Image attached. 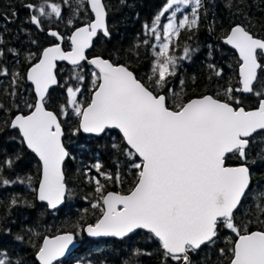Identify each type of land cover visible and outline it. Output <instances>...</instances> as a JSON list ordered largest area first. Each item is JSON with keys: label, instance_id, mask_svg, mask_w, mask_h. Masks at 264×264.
<instances>
[{"label": "snow or ice", "instance_id": "6c2138e0", "mask_svg": "<svg viewBox=\"0 0 264 264\" xmlns=\"http://www.w3.org/2000/svg\"><path fill=\"white\" fill-rule=\"evenodd\" d=\"M82 5H87L93 16L82 26H75L71 19L67 21L73 25L68 37L71 50L65 51L58 42L43 49L39 57L31 53L25 58L29 62L26 72L12 71L3 63L6 52L17 58L21 52L6 49L0 37V78H7L8 84V102H0V135L15 130L10 139L19 140L39 158L41 180L34 189L35 199L50 209L65 202L69 189L64 164L70 153L64 143L62 119L71 121L75 117V126L69 129L71 135L99 137L112 130L120 135V141L111 144L117 156V172H101L102 164L96 162L92 167L99 176L122 184L119 156L124 157L130 171L135 170V183L127 194L105 192L100 179L89 178L99 194L91 207L99 209L102 216L83 229L88 236L125 240L137 230H146V238L158 242L155 246L159 249V264H264V229L250 228L252 216L256 223L264 225V203L255 204L256 212L249 207L250 201L256 199L252 166L264 163V39L242 24L233 26L224 43L238 53L240 86L225 87L217 94L223 99L203 95L185 101L182 91L170 87V78L177 75L178 60H190L194 50L185 46L181 57L170 54L173 38L178 40L181 30L193 34L199 30L201 9L207 10V0H166L152 22L142 25L147 37L142 43L151 47L154 57L145 77H138L129 65L115 63L103 55L91 59L85 55L98 36L105 40L112 37L102 0H78L76 9L73 0H45L39 5L29 2L25 7L30 22L43 31L42 18L62 21L66 9L83 11ZM226 6L233 7L231 0ZM184 9H190V15L178 19L177 13ZM166 13L170 14L165 16ZM15 15L13 12L12 17ZM162 17L167 19L163 26ZM48 34L57 41L65 39L55 30ZM152 40L159 44L151 45ZM57 61L72 65L69 80L75 86L60 84ZM84 62L92 66L87 85ZM208 67L216 77L223 76L214 64ZM25 81L32 86L31 100L20 95ZM178 83L184 85L183 80ZM56 85L65 87L66 94V103L59 105L58 113L49 110L50 89ZM85 92L90 93L87 104L83 100ZM245 94L258 99L254 110L242 106ZM232 159L242 163L232 166L228 163ZM13 165L12 159L0 161V186L25 183L23 179L4 177V167ZM20 203L33 206L17 198L10 201L13 207ZM229 233L230 247L217 248L218 241ZM75 238L71 232L44 237L36 247L35 259L39 264H55ZM15 239L24 242L21 235ZM213 251L215 257L211 255ZM135 252L136 257L124 264H137L139 257L154 255L152 251ZM0 264H23V260L13 261L0 248ZM139 264L144 262L139 260Z\"/></svg>", "mask_w": 264, "mask_h": 264}, {"label": "trees", "instance_id": "16d2710c", "mask_svg": "<svg viewBox=\"0 0 264 264\" xmlns=\"http://www.w3.org/2000/svg\"><path fill=\"white\" fill-rule=\"evenodd\" d=\"M39 5L45 0H0V37L4 40V47L10 50L21 52L20 57L5 54L3 63L12 71L26 72L29 62L25 59L31 53L40 52L56 44V41L47 36L50 30L58 31L65 37L63 49L70 50L68 37L73 32V25L67 23L73 20L75 26H82L89 21L91 14L87 5H82L83 11H67L62 21L46 20L42 23L44 30H37L30 22L29 10L25 7L27 3ZM47 2L60 3V0H47ZM78 0H73V8H77ZM229 0H207V10L201 9L199 30L193 34L183 30L178 40L173 41L170 54L176 57L183 55L185 46L194 51L190 60H178L177 75L170 78V87L176 92H183V99L199 98L203 95H212L215 98L223 99L224 88L231 86L239 87L238 68L239 61L236 54L223 45L225 35L230 29L242 24L254 33L258 38L264 39V0H231L233 7L226 4ZM108 14V24L112 37L105 40L100 37L95 41L88 58L103 55L118 64H127L138 77H145L149 72L150 64L154 57L150 46L143 45L147 37L143 34L142 25L151 23L155 15L165 5L166 0H103ZM240 7L237 8L236 5ZM16 15L13 18L12 13ZM8 17L9 19H5ZM10 20V22H9ZM36 43L33 44L32 41ZM136 45H140L139 48ZM154 46V40L151 41ZM34 62V61H32ZM214 64L217 69L223 71V76L216 77L213 70L208 67ZM85 84H88L90 69L84 64ZM71 68L61 65L57 68V79L61 85L67 86L65 82L75 86L74 81L69 80ZM193 78H195L193 80ZM179 80L184 81L181 87ZM65 87L58 85L50 91L51 100L49 110L58 113L59 105L66 103ZM0 102H8L7 78H0ZM20 95L31 100L33 92L27 81L20 86ZM237 95H240L237 93ZM90 93L83 94L84 103L87 104ZM15 99V98H14ZM256 97L244 98L243 105L246 110H253L257 107ZM23 108V105H21ZM12 115H15V110ZM76 118L71 121L62 119V126L65 129L64 143L70 153V158L64 166L65 182L69 189L65 205L56 212H49L45 205L37 203L36 192L40 180V164L37 159L29 153L19 140L10 139L15 135V130H9L0 135V161L12 159V168L4 167L3 175L9 180H25L24 184L13 183L9 186H0V248L5 249L7 255L13 260H23V264H37L35 261L36 247L42 243L44 237H53L65 233H73L80 243V247L67 260L57 264H124V261L136 257L135 250L152 251V257H139L144 264H159V249L154 240L147 239L148 234L138 232L133 236L118 242L114 240H87L82 234L85 226L94 225L102 216L99 209L91 207L92 203L99 199L95 193L94 183L89 178L96 176L105 185V192H120L127 194L134 186L135 170H129L128 163L123 156H119V172L123 178L122 184L106 181L96 173L92 167L99 162L102 164L101 172H117L116 158L111 144L120 141L117 132H109L101 138H92L79 135H71L69 129L75 126ZM19 154V159H16ZM236 166L241 161L232 159L228 161ZM253 182L255 187L253 193L256 196L250 201L249 207L256 212L255 204L264 203V163L258 162L253 165ZM27 178H30V183ZM17 198L18 201H27L32 207L20 203L18 206H11L10 201ZM252 216V213H250ZM250 225L251 230L264 229V225L256 223L254 216ZM8 230H11L9 233ZM35 233L36 235H33ZM78 233V234H77ZM16 235L24 237V242L17 241ZM231 233L227 238L217 243V248L230 247ZM224 236V233H221ZM31 240V243L28 241ZM215 257V252L211 253ZM219 264V262H217Z\"/></svg>", "mask_w": 264, "mask_h": 264}, {"label": "water", "instance_id": "95a60500", "mask_svg": "<svg viewBox=\"0 0 264 264\" xmlns=\"http://www.w3.org/2000/svg\"><path fill=\"white\" fill-rule=\"evenodd\" d=\"M102 2H103V0H102ZM87 8H88V6H87ZM89 13L91 14V16H93V14L89 11ZM107 20H108V15H107ZM35 28H36V26L35 25H33ZM37 29V28H36ZM38 30V29H37ZM39 31H41V30H39ZM47 36L49 37V38H52V39H55V38H53V37H51L49 34H48V32H47ZM99 37V36H98ZM98 37L94 40V42H93V44L95 43V41L98 39ZM56 40V39H55ZM69 41V40H68ZM56 42L58 43H60L61 44V47L63 48V43H64V40L63 41H57L56 40ZM223 45H225L228 49H230L231 51H233L235 54H236V56H237V58H238V53L234 50V49H232L231 48V46L230 45H227V44H225L224 43V40H223ZM69 46H70V42H69ZM51 47V46H50ZM70 50H71V47H70ZM69 50V51H70ZM92 50V48H90V49H88V50H86V53H85V55L88 57V55H89V53H90V51ZM89 59H91V58H89ZM238 61H239V58H238ZM240 63V62H239ZM84 64L91 70V65H88L86 62H84ZM61 65H64V66H67V67H69V68H72V65H70L67 61H57V68H58V66H61ZM56 72H57V69H56ZM238 78H239V80H240V77H239V68H238ZM27 83L31 86V84H30V82H28L27 81ZM58 85H56V86H53L51 89H50V91L52 90V89H54V88H56ZM240 86V85H239ZM31 88H32V86H31ZM245 96H250V94H245ZM196 99V98H195ZM254 110V109H253ZM12 131H14V130H12ZM111 132H117L116 130H112ZM118 133V132H117ZM83 136H86V137H92V138H101V137H103V136H95L94 134H86V133H81ZM119 134V133H118ZM25 146V145H24ZM25 148H26V146H25ZM26 150L29 152V153H31L36 159H37V161H38V163L40 164V162H39V158L34 154V153H32L31 152V150H29V149H27L26 148ZM67 160L68 159H66L65 160V163L67 162ZM64 166H65V164H64ZM41 168V167H40ZM40 180H41V172H40ZM40 180H39V183H40ZM39 187V184H38V186H37V188ZM66 197H67V194H66ZM66 197H65V200H66ZM37 203L38 204H41V205H45L46 206V204L44 203V202H41V201H38L37 200ZM64 205H65V202L63 203V204H61V205H59L58 207H57V209H50V208H48L47 206V209H48V211L49 212H56V211H58V210H60L61 208H63L64 207ZM87 226H85L84 228H86ZM83 228V229H84ZM138 232H142V233H145V234H148L147 232H146V230H137L135 233H133V234H131L130 235V237L131 236H133L134 234H136V233H138ZM82 234L84 235V237L87 239V240H90V241H100V240H114V241H118V242H121V241H124V240H119L118 238H114V237H90V236H88L87 235V233L85 232V231H83L82 230ZM60 235H63V234H60ZM54 237V236H53ZM49 238H52V237H49ZM125 239H127V238H125ZM79 247H80V243L77 241V239L75 238V240H74V243L72 244V245H70L69 246V250L66 252V254L63 256V257H61L58 261H56L55 262V264H57V263H59V262H61V261H64V260H67L71 255H73L74 254V252L75 251H77L78 249H79ZM36 257V256H35ZM35 261H36V263L37 264H39V262H38V260H36L35 259Z\"/></svg>", "mask_w": 264, "mask_h": 264}, {"label": "rangeland", "instance_id": "374dc122", "mask_svg": "<svg viewBox=\"0 0 264 264\" xmlns=\"http://www.w3.org/2000/svg\"><path fill=\"white\" fill-rule=\"evenodd\" d=\"M169 14H170V13H166L165 16H167V15H169ZM185 14L190 15V9H184V10H183V13H177V17H178V19H179V18H182V16L185 15ZM42 20H43V21H46L47 19H43V18H42ZM177 22H178V21H177ZM165 24H167V19H165V18L162 17V19H161V26H163V25H165ZM182 31H183V30H181V32H182ZM161 37H162V39H163L162 27H161ZM175 39H176V38H173V41H175ZM158 44H159V42L154 41V46H155V45H158ZM184 61H185V60H184Z\"/></svg>", "mask_w": 264, "mask_h": 264}, {"label": "flooded vegetation", "instance_id": "af4514ba", "mask_svg": "<svg viewBox=\"0 0 264 264\" xmlns=\"http://www.w3.org/2000/svg\"><path fill=\"white\" fill-rule=\"evenodd\" d=\"M55 40V39H54ZM56 41V40H55ZM57 43V42H56ZM51 46H53V45H51ZM50 47V46H49ZM246 97H251V95L250 96H246Z\"/></svg>", "mask_w": 264, "mask_h": 264}]
</instances>
